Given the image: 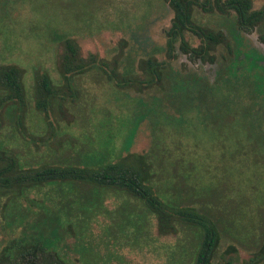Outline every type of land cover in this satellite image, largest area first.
<instances>
[{"label":"rangeland","instance_id":"rangeland-1","mask_svg":"<svg viewBox=\"0 0 264 264\" xmlns=\"http://www.w3.org/2000/svg\"><path fill=\"white\" fill-rule=\"evenodd\" d=\"M252 4L258 9L264 0H252ZM198 15L199 21L226 34L233 52L231 68L264 70V44L258 30L244 33L236 29L232 17ZM171 17L161 0H0V62L25 70L27 101L22 126L1 114L0 139L12 141L14 151L33 166L72 153L86 159L111 148L117 157L144 155L152 163V184L158 193L174 199L177 193L183 205L196 206L216 222L221 242L213 264H227L229 259L231 264H253L250 259L264 242L263 109L256 107L249 135L229 118L225 127L212 130L206 110L180 113L169 95L157 88L142 93L117 90L92 71L75 78L73 92L62 102L70 128L50 137L56 141L53 147L69 140L76 148L56 157L47 146L37 148L45 128L33 110L32 75L35 70L44 71L58 82L56 57L61 46L54 34L75 40L82 57L91 54L111 60L122 53L121 67L130 69L141 58L164 59L163 30ZM188 39L197 45L195 38ZM219 52L227 55L223 47ZM226 64L224 60L215 65L192 63L178 53L170 68L213 82ZM147 109L158 110L157 115ZM59 119V109L49 114L53 126ZM5 202L0 201V247L24 228L36 233L35 226L54 223L67 227L69 235L51 234L46 241L69 264H177L180 249H193L188 232L158 237L153 218L138 200L112 191L51 182L3 208ZM50 213L56 216L49 217ZM132 235L134 244L122 239ZM113 238L119 239L112 242Z\"/></svg>","mask_w":264,"mask_h":264},{"label":"trees","instance_id":"trees-1","mask_svg":"<svg viewBox=\"0 0 264 264\" xmlns=\"http://www.w3.org/2000/svg\"><path fill=\"white\" fill-rule=\"evenodd\" d=\"M161 1L172 13L169 26L163 30V60L151 56L141 58L135 68L123 69L122 53L111 60L97 59L91 54L82 57L75 40L54 34L61 46L56 57L58 82L44 71L35 70L32 75L33 110L40 116L41 125L45 128V134L41 136L37 148L47 146L55 157L60 152L64 154L71 150L72 153L76 148L69 140L64 143L59 141L55 147L51 143L56 142L53 139L61 136L62 129L70 128L72 123L61 110L64 97L73 92L75 78L92 71H96L117 90L142 93L157 88L169 95L171 105L180 113L185 110H206L208 129L217 130L221 128L220 125L225 127L229 118L235 120L238 127L243 126L244 133L249 135L251 124L255 121L251 117L256 113V107L264 110V70L249 67L245 72L231 68L228 63L233 52L226 34L221 29L199 21L198 14L232 17L237 30L244 33L258 30V39L264 44V4L254 9L252 0ZM188 36L195 38L197 45H192ZM220 47L227 51L226 56L220 55ZM178 53L192 63L215 65L224 60L226 68H223L213 82L174 73L170 65L177 59ZM25 76V70L19 65L0 62V123L3 118L1 114L19 121L18 126L25 122ZM55 109H59L60 119L53 126L48 118ZM147 110H153L155 113L150 114L157 115L158 110ZM144 115L146 116V112ZM109 140L108 138L110 143ZM14 149L12 141L0 139V201L6 199L3 208L17 197L36 192L51 182L112 191L137 199L147 216L153 218L158 237H177L184 230L191 235L192 251H188L189 248L182 251L180 249L178 253L182 254L175 263L213 264L221 242L216 222L196 206L183 205L179 194L176 193L174 199L171 195L167 197L169 194L158 193L152 184V163L144 155L127 154L117 157L111 148L106 154L86 159L72 153L71 157H57L58 161L54 162L42 160L33 166L24 162ZM55 216L54 213L49 215ZM26 229L17 237L8 238L0 247V264H69L47 242V237L51 234L61 238L68 237L67 227L52 223L48 226H35L36 233H28ZM128 237L122 239L129 244L136 242L133 235ZM117 239L119 238H113L112 242ZM142 244L147 245L148 240ZM230 251L234 249L230 247ZM231 260L227 264H231ZM263 260L264 242L250 261L260 264Z\"/></svg>","mask_w":264,"mask_h":264}]
</instances>
